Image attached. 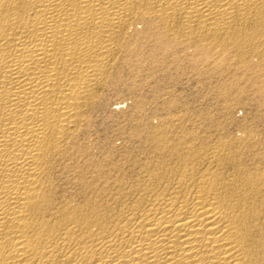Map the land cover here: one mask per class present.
<instances>
[{
  "label": "bare ground",
  "instance_id": "bare-ground-1",
  "mask_svg": "<svg viewBox=\"0 0 264 264\" xmlns=\"http://www.w3.org/2000/svg\"><path fill=\"white\" fill-rule=\"evenodd\" d=\"M263 34L264 0H0V264H264L255 151L183 145L140 110L118 153L81 140L133 56L230 49L263 105Z\"/></svg>",
  "mask_w": 264,
  "mask_h": 264
},
{
  "label": "rangeland",
  "instance_id": "rangeland-1",
  "mask_svg": "<svg viewBox=\"0 0 264 264\" xmlns=\"http://www.w3.org/2000/svg\"><path fill=\"white\" fill-rule=\"evenodd\" d=\"M254 44L263 51L264 34ZM250 47L247 46L246 55L252 54ZM189 53L203 56L202 63L207 62L177 65L159 62L152 55L142 60L133 56L132 61L120 59L116 62L110 86L103 93L105 98L91 113L88 132L85 130L81 138L83 143H89V150L98 156L96 159L123 149L128 127H132L133 116L140 110L148 126L157 125L163 119L173 120L183 145L200 149L207 142L215 144L220 140L228 146L231 143L234 152L241 153L243 149L247 155L255 151L252 158L249 156L255 162L254 170L264 169V104L260 105V96L254 94L255 86L247 78L252 70L238 65L235 52L230 49ZM240 76L246 77L239 81ZM241 83L248 89L244 99L236 95ZM225 85L228 93L223 91ZM192 131H199L204 137L193 138ZM249 142L256 145L255 150L245 148Z\"/></svg>",
  "mask_w": 264,
  "mask_h": 264
}]
</instances>
